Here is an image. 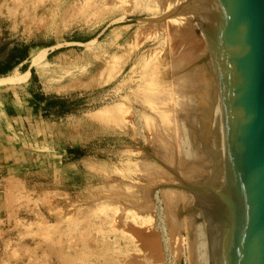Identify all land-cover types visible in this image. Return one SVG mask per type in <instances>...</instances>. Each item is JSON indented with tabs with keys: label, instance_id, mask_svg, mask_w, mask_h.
I'll return each mask as SVG.
<instances>
[{
	"label": "rangeland",
	"instance_id": "374dc122",
	"mask_svg": "<svg viewBox=\"0 0 264 264\" xmlns=\"http://www.w3.org/2000/svg\"><path fill=\"white\" fill-rule=\"evenodd\" d=\"M195 11L188 0H0V78L19 75L0 83V107L16 104L9 91L37 104L0 113V264H208L205 222L178 178L212 174L216 89L210 77L207 131V114L193 124L199 110L173 90L206 67ZM187 27L201 60L178 45ZM178 161L206 172L184 179ZM172 189L190 198L175 223Z\"/></svg>",
	"mask_w": 264,
	"mask_h": 264
},
{
	"label": "water",
	"instance_id": "95a60500",
	"mask_svg": "<svg viewBox=\"0 0 264 264\" xmlns=\"http://www.w3.org/2000/svg\"><path fill=\"white\" fill-rule=\"evenodd\" d=\"M188 1L201 17L219 103L222 164L215 149L212 176L181 189L205 222L208 264H264V0ZM211 113L212 104L205 131Z\"/></svg>",
	"mask_w": 264,
	"mask_h": 264
},
{
	"label": "bare ground",
	"instance_id": "6f19581e",
	"mask_svg": "<svg viewBox=\"0 0 264 264\" xmlns=\"http://www.w3.org/2000/svg\"><path fill=\"white\" fill-rule=\"evenodd\" d=\"M197 32H198V37H202V31H201V28L198 27L197 28ZM176 31V30H175ZM174 32V31H173ZM175 33V32H174ZM182 34V35H181ZM185 34L187 36H185ZM195 35L194 34V29L191 28V27H187L185 28L184 30L180 31V33L177 35L178 39H179V42H178V45L180 43H182L183 45V48H182V52H184L185 54H188V55H191V57L194 59V58H197V59H200L202 58L201 57V50L199 49V46L201 45L200 43L195 42L194 41V37L193 36ZM172 35H174L175 37V34L172 33ZM203 38V37H202ZM170 41V40H169ZM176 42V41H175ZM204 42V41H203ZM205 44V42H204ZM181 49V48H180ZM196 50V51H195ZM179 51V50H178ZM177 51V52H178ZM200 51V52H199ZM203 51V55H207V51L206 50H202ZM206 53V54H205ZM143 56V55H142ZM184 56V55H183ZM203 56V57H204ZM205 58V57H204ZM40 59H41V52L38 51V49L36 50L35 48H32L30 49V52H29V61H30V65L35 69L36 72H39L40 68H41V62H40ZM195 60V59H194ZM201 60V59H200ZM203 61V60H202ZM178 62V61H177ZM204 62V61H203ZM205 62H206V67L205 69L202 68V66H200L199 68L195 69L194 71H190V72H187V73H184L183 75H181L179 77V81H178V84L175 85V87L173 88V90L175 89L177 95H180L181 97L184 96L185 98H182L184 100H182V105L186 106L185 110H187L189 112V110H193V109H197L199 110V119H197L195 116H188L190 117L188 120H192L193 124L197 123L199 120H203L204 117L206 116V113L209 111V109L211 108V104H212V101H213V95L211 93H213V91H211V86L210 85V77L212 78L213 75H212V72H211V67H210V62H209V59H208V55L206 56L205 58ZM176 65V69L178 68H181V66L185 65L184 62L182 61H179L178 63L174 64ZM180 66V67H179ZM199 66V65H198ZM204 67V66H203ZM175 69V68H174ZM14 72V71H13ZM19 76V75H18ZM18 76L17 77H5V78H0V83L4 82V83H10V82H14L15 80L18 79ZM19 81V80H18ZM193 88V89H192ZM215 88V87H214ZM190 92H193L195 94H193V96L189 95L188 93ZM215 98V105H214V115L216 117L217 115V112H218V108H219V103H218V99H217V94L214 96ZM178 102V105L180 104ZM201 103H204L203 105H201ZM197 104V106H196ZM199 104V105H198ZM182 108V107H181ZM179 110L180 107H179ZM183 111V110H182ZM213 111V110H212ZM186 112V111H185ZM198 112V111H197ZM181 113V112H180ZM207 117V116H206ZM184 119V118H183ZM198 120V121H197ZM202 122V121H200ZM205 122V121H204ZM213 122V121H212ZM211 122V123H212ZM195 146V145H194ZM197 146V145H196ZM195 148V147H194ZM193 148V150H194ZM216 149L218 150L219 152V148L218 146H216ZM179 150V149H178ZM181 150V149H180ZM192 149H190L191 151ZM197 151L198 153H200V150L195 148V150L192 152L191 151V156H193V159L196 158V160L200 159V156L198 155L197 157ZM190 153V152H189ZM167 154V153H166ZM165 154V155H166ZM185 155V154H184ZM167 156V155H166ZM170 158L171 155L169 154ZM183 157V155H181ZM180 156V157H181ZM165 157V156H164ZM185 157V156H184ZM188 157V156H187ZM219 157H220V152H219ZM167 158V157H165ZM164 158V159H165ZM190 158V157H189ZM183 159V158H182ZM169 160V159H167ZM166 160V161H167ZM178 160H180L178 158ZM185 160V159H184ZM171 161V159L169 160ZM187 161V160H186ZM179 162V161H178ZM177 162V163H178ZM185 162V161H184ZM180 163V162H179ZM180 164H185L183 163V161H181ZM219 164L221 165L222 164V161L221 159L219 160ZM178 165V164H177ZM180 168H181V165H179ZM219 169H220V166H219ZM164 171V170H163ZM160 172L159 175L162 176V174L164 172ZM166 172V171H165ZM206 172L205 169L202 168V166H199V165H196L194 163L190 164L188 163L187 165L185 164V166L183 167V169L180 171V177L184 178V179H196L198 177L201 178L202 176H204V173ZM213 173V171H212ZM165 177L167 176L166 173H164ZM203 174V175H201ZM212 176V174H211ZM210 176V177H211ZM164 177V180H168L167 178ZM169 177V176H167ZM209 177V178H210ZM209 178H201L200 181L198 182H192L191 184L192 185H199L201 183H203L204 181L203 180H207ZM179 181L181 182L182 184V187H183V183L184 184H190V182H185V181H182L180 178H178ZM170 181H172V178L169 179ZM220 182H221V178H220ZM220 186V185H219ZM181 187V188H182ZM174 190L171 194H169V196H165L164 197V202H165V205H166V209H167V216L169 218V221L171 222H174L175 218H174V210L178 207L177 203H186L189 199L187 197V194L184 192H181V191H178L176 189H172ZM218 190V189H217ZM167 194V193H166ZM191 202V201H189ZM202 203H204L206 205V202L205 200H202ZM188 204V203H187ZM177 207H176V206ZM180 206V205H179ZM185 206V205H183ZM182 206V207H183ZM176 207V208H175ZM186 207V206H185ZM134 208V207H133ZM184 208V207H183ZM178 209V208H177ZM176 209V211H177ZM145 210V209H144ZM189 211V210H188ZM190 215V214H189ZM195 218V217H194ZM178 220V219H177ZM180 221H184V222H188V225L190 227V224L192 223L193 219L192 217H186L185 218L183 217V220L179 219ZM176 221V220H175ZM179 221V222H180ZM170 222V223H171ZM178 222V221H177ZM175 223V222H174ZM190 223V224H189ZM181 224V222L179 223ZM184 223H182L181 225H183ZM195 224V223H194ZM174 225V226H173ZM176 224H172L171 228L175 227ZM185 225V224H184ZM197 226V225H196ZM184 227V226H183ZM186 227V226H185ZM192 227V225H191ZM200 227V225H199ZM204 228V225H201V229ZM186 229V228H185ZM174 230V229H173ZM192 230V229H191ZM194 231V230H193ZM194 237V236H193ZM192 242V241H191ZM192 244V243H191ZM191 246V245H190ZM196 247V246H195ZM205 247V245H204ZM202 248V247H201ZM190 250V249H189ZM205 252V251H204ZM195 255V254H194ZM197 256V255H196ZM206 257V256H204ZM202 258V256L200 257ZM190 259V258H189ZM206 259V258H205ZM197 260V259H196ZM196 262V261H195ZM204 263V262H203ZM196 264V263H195Z\"/></svg>",
	"mask_w": 264,
	"mask_h": 264
},
{
	"label": "crops",
	"instance_id": "0c3cea01",
	"mask_svg": "<svg viewBox=\"0 0 264 264\" xmlns=\"http://www.w3.org/2000/svg\"><path fill=\"white\" fill-rule=\"evenodd\" d=\"M9 93H10L11 99L14 102L16 101V104L15 103L14 104H11V103L7 104V103H4L2 101V106L0 107V113L3 114L9 121H11V118H13V117L16 118L17 116H20L21 113H22L21 110L23 108L25 109V107H27L28 105L22 102V100H21L20 96L18 95L17 91H15V92L9 91ZM18 100H19V103H18ZM0 103H1V101H0ZM0 172H1V170H0ZM0 187H2L1 182H0Z\"/></svg>",
	"mask_w": 264,
	"mask_h": 264
},
{
	"label": "trees",
	"instance_id": "16d2710c",
	"mask_svg": "<svg viewBox=\"0 0 264 264\" xmlns=\"http://www.w3.org/2000/svg\"><path fill=\"white\" fill-rule=\"evenodd\" d=\"M29 72H30V75H31V79H35V74H34V72H33V70L32 69H30L29 70ZM18 93V92H17ZM18 95L20 96V98H21V100H23V98H22V96L20 95V93H18ZM23 102V101H22ZM34 101H30V102H28L29 104V106L30 107H32L33 109H36L37 108V104H35V103H33Z\"/></svg>",
	"mask_w": 264,
	"mask_h": 264
}]
</instances>
